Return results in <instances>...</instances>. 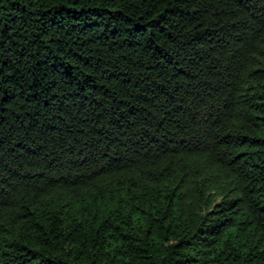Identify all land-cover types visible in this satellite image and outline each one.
<instances>
[{
	"label": "trees",
	"instance_id": "1",
	"mask_svg": "<svg viewBox=\"0 0 264 264\" xmlns=\"http://www.w3.org/2000/svg\"><path fill=\"white\" fill-rule=\"evenodd\" d=\"M0 264H264V0H0Z\"/></svg>",
	"mask_w": 264,
	"mask_h": 264
}]
</instances>
